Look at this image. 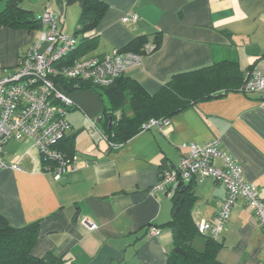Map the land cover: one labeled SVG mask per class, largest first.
Listing matches in <instances>:
<instances>
[{
    "label": "crops",
    "instance_id": "obj_1",
    "mask_svg": "<svg viewBox=\"0 0 264 264\" xmlns=\"http://www.w3.org/2000/svg\"><path fill=\"white\" fill-rule=\"evenodd\" d=\"M8 1L0 0V11ZM102 1L108 4L107 11L92 30L77 36L73 53L77 55L83 48L80 38L94 35L97 43L76 59L123 50L139 37L141 64L129 68L124 76L150 94L175 73L224 58L236 59L244 77L253 69L264 74V0ZM20 4L38 19L46 6L59 12L55 0V5L50 0H20ZM64 6L62 26L66 31L68 8ZM75 6V17L66 31L72 35L80 27L81 8ZM131 13L137 19L123 21ZM41 29L0 26V77L18 68ZM156 33L163 41L153 51ZM63 87L74 107L68 114L72 129L60 144L78 155L79 169L56 180L42 170L34 140L27 138L10 140L4 147L7 163L19 162L25 171L0 170V214L16 227L39 222L35 256L55 252L76 264H166L175 248L174 231L168 223L177 212V193L186 185L175 184L166 191L155 187L163 169L180 163L184 142L203 144L219 139L264 199V93L233 91L199 101L167 117L171 120L168 126L144 129L112 148L99 131H87L90 121L104 109L97 90ZM121 115L122 110L115 111L117 118ZM98 127L103 130L100 123ZM86 131L89 139L81 137ZM190 185L191 220L197 229L202 221L216 220L227 189L211 179H197ZM85 218L98 227L89 229L82 223ZM151 226L160 229L157 235L148 234ZM205 239L198 232L193 245L202 249ZM217 241L221 244L218 259L223 264H264L262 229L243 199L234 205Z\"/></svg>",
    "mask_w": 264,
    "mask_h": 264
},
{
    "label": "built area",
    "instance_id": "obj_2",
    "mask_svg": "<svg viewBox=\"0 0 264 264\" xmlns=\"http://www.w3.org/2000/svg\"><path fill=\"white\" fill-rule=\"evenodd\" d=\"M65 5V0H62ZM131 13L123 21L136 20ZM63 14L46 6L40 20V37L20 59L17 69L6 71L0 77V170L25 171L19 163H7L4 147L10 140L32 138L42 161V170L56 180L79 169V157L69 155L58 148L72 129L68 119L74 102L63 87V81L76 80L88 85L109 86L116 78L124 75L131 67L140 66L141 54L115 49L104 55H86L75 59L71 64L65 60L77 49L75 35L66 33L62 25ZM245 93H264V74L253 69L242 87ZM169 118H151L143 129L168 126ZM99 117L90 121L89 133L99 131L109 144L108 136L99 130ZM114 148L120 145L111 144ZM185 150L177 166L163 169L155 190L166 191L170 186L188 185L194 180L211 179L222 183L227 194L222 202L216 220L202 221L197 225L198 232L215 239L225 228L234 205L243 199L249 205L260 224L264 243V199L256 186L249 182L242 165L222 148L219 139H211L203 144L190 141L180 146ZM82 223L89 229L98 227L85 218ZM160 229L151 226L149 235H157Z\"/></svg>",
    "mask_w": 264,
    "mask_h": 264
},
{
    "label": "trees",
    "instance_id": "obj_3",
    "mask_svg": "<svg viewBox=\"0 0 264 264\" xmlns=\"http://www.w3.org/2000/svg\"><path fill=\"white\" fill-rule=\"evenodd\" d=\"M65 4L66 6L79 4L81 8L80 27L74 34L76 38L92 30L108 9V4L102 0H65ZM2 25L28 29L42 27L40 18L38 19L31 9L22 7L20 0H9L0 11V26ZM96 38L94 35L80 38V47L83 48L79 54L73 53L65 63L71 64L84 50L93 49L97 43ZM141 41L139 37L131 40L123 51L141 54L143 50ZM162 41L161 34L156 33L152 50L157 51ZM245 79L238 61L224 58L198 69L173 74L154 94L148 93L138 82L126 79L124 75L116 78L109 86H92L84 82L76 85V80H66L62 83L70 88L91 86L97 90L104 103L99 123L102 131L108 136L109 146L114 148L111 144H124L144 130L143 124L151 118H167L199 101L223 97L233 91L243 92ZM119 109L122 110V115L117 118L115 111ZM130 112L132 113L129 114ZM60 143L58 148L61 151L69 155L74 154L70 150H64ZM190 184L185 186V190L179 191L175 198V209L179 208L168 223L174 231L175 248L169 253L166 264H223L218 259L221 244L217 239L206 236L202 249L193 245V239L198 231L191 220ZM38 225L39 222L35 221L23 227H16L0 214V264H76L55 252H48L42 257L33 254L38 239Z\"/></svg>",
    "mask_w": 264,
    "mask_h": 264
},
{
    "label": "rangeland",
    "instance_id": "obj_4",
    "mask_svg": "<svg viewBox=\"0 0 264 264\" xmlns=\"http://www.w3.org/2000/svg\"><path fill=\"white\" fill-rule=\"evenodd\" d=\"M51 1V3L53 4V5H55L54 4V0H50ZM72 7H76L75 6V4L74 5H71V6H67V12H66V18L64 19V24L66 25V27H65V30L67 31V30H70L69 29V27L71 26V24H72V20L74 19V17H75V11H76V9H74V8H72ZM55 8H56V5H55ZM55 10V9H54ZM61 27H62V29H63V26L62 25H60ZM64 30V29H63ZM65 31V32H66ZM38 32V31H37ZM88 131V130H87ZM85 132V133H81V137L83 138V137H86V139H89L90 138V134L88 133V132Z\"/></svg>",
    "mask_w": 264,
    "mask_h": 264
},
{
    "label": "water",
    "instance_id": "obj_5",
    "mask_svg": "<svg viewBox=\"0 0 264 264\" xmlns=\"http://www.w3.org/2000/svg\"><path fill=\"white\" fill-rule=\"evenodd\" d=\"M55 4H56V6H57V8H58V10H59V12H60V14H61V15L64 14L65 6L62 4V0H55ZM112 122H113V119L111 118V119H110V124H112ZM185 189H186V187L183 188V190H185ZM182 202H183V201H182ZM178 208H179V207H177L176 211L178 210ZM177 250H178V251H181L180 248H177Z\"/></svg>",
    "mask_w": 264,
    "mask_h": 264
}]
</instances>
